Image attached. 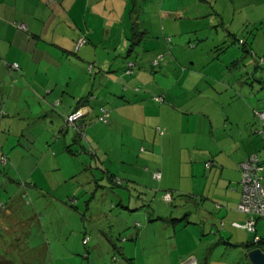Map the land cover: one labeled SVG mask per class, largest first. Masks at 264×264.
Masks as SVG:
<instances>
[{
    "label": "crops",
    "instance_id": "1",
    "mask_svg": "<svg viewBox=\"0 0 264 264\" xmlns=\"http://www.w3.org/2000/svg\"><path fill=\"white\" fill-rule=\"evenodd\" d=\"M130 1L0 0V154L7 157L0 168V254L14 264H48L47 232L54 233L58 222L55 231L64 225L68 231L64 244L57 236L54 249L67 251L57 264H222L225 252L246 256L252 247V235L232 222L246 219L236 209L238 164L252 153L264 163V136L254 130L264 89L250 85L259 67L236 42L245 39L255 52L256 34L233 27L223 10H217L219 27L205 18L207 11L199 18L195 8L192 18L185 8L171 6L159 7L162 20L149 33L138 14H129ZM186 5L194 9V2ZM81 34L88 40L76 51ZM150 34L152 44L134 54L130 43L141 45ZM207 42L213 43L205 50L208 59L196 53ZM145 56L147 67L140 64ZM128 61L137 66L130 75L123 72ZM12 63L18 67L11 69ZM101 106L108 111L106 122L98 118ZM77 109L86 139L73 127L60 129ZM53 140L56 152L49 149ZM52 158L60 168L55 181L45 172ZM157 168L159 180L152 177ZM31 188L43 194V218L23 208ZM163 189L176 191L171 205L183 202L182 215L160 201ZM48 206L56 208L49 212ZM31 223L38 242L23 237L13 245V234L24 236ZM179 228L193 242L186 253L179 252ZM114 230L120 243L113 241ZM256 232L264 249V219Z\"/></svg>",
    "mask_w": 264,
    "mask_h": 264
},
{
    "label": "rangeland",
    "instance_id": "2",
    "mask_svg": "<svg viewBox=\"0 0 264 264\" xmlns=\"http://www.w3.org/2000/svg\"><path fill=\"white\" fill-rule=\"evenodd\" d=\"M161 1L162 0H131L129 5H128L129 6L128 12H129V14L130 13L134 14V18L138 14V16H139L138 23H140V22L143 23L144 27L146 29H149V33H151V29H154V30L158 29L160 19L162 20V14L158 13L159 7L160 8L163 7L162 9H160L161 11H163L166 7L168 8L170 6L174 7V8L181 7V9L185 8L186 10H188V12H186L187 14L185 16L188 15V17H189L192 15V18L194 17L193 15H196L195 8H197V12H200L199 18H201L205 14V11H207V15H204L205 18H209V21H211L214 24H217V26H219V27H220V25H219L220 19H219V16L217 15V10L218 11L223 10L222 12H224V13H222V14L226 17L228 22L232 24L233 27H235V28L238 27L239 29H243V30L247 29L248 31H250L251 29L253 30V33L256 34L255 35L256 39H255V42L253 44V48L255 49V52L257 51L256 55H258V56L264 55V3H261L262 0H234L233 3H231V2L229 3V0H209L211 2L210 4H206L202 0H163L162 5L160 6ZM193 2H194V9L191 8L192 7L191 5H186V3H192L193 4ZM247 2H251V3L246 4ZM116 4H118V3H116ZM251 4H252V6L254 5V7H252ZM232 6H234V9H235L234 12L236 13V14H234L233 20L231 18L233 16L232 12H231ZM212 7L214 9H212ZM140 8H142V9H140ZM165 13H166V15H168L167 12H165ZM127 16H129V15L127 14ZM188 17H186L183 21H185V22L199 21V19H196V18L188 20ZM159 31L162 32L161 29H159ZM137 33H139V32H137ZM245 34L246 33H244V35ZM239 35H240V33H239ZM156 37H157V35H156ZM153 39H155V38H153L152 35L150 34V35H147L146 37H144V40L141 41V45L137 46L136 43L135 44L130 43L129 47H132V46L135 47L134 54H140L141 55V53L143 54L147 50L146 48L149 47L150 43L152 44L151 41H153ZM209 44L213 45L212 42H207L202 47L197 48L196 53H198L201 56H204L208 59V55L206 54L205 50H207ZM213 50H214V52L219 51V50H216V47H213ZM187 53H189V52H187ZM190 53H194V52L191 51ZM255 61H257V63H258V61H259L258 58H256ZM147 62H148V58L146 56L144 57V59L140 60V64L142 66H146ZM200 62H201V64L202 63L206 64V61L203 62L202 60H200ZM191 65H192V63H191ZM242 67H243V65L241 63L240 75L245 76L246 74H245L244 69H242ZM257 67H259V68H257V73L254 77L255 79H254V81H252L250 83V85H254L253 89H264V80H261V79L258 80L259 73H264V65H259V66L257 65ZM149 68L150 67H148V69ZM194 68H197L196 65L194 66ZM149 71L152 73L151 69H149ZM120 73H123V72L120 70ZM68 129H70V128L68 127ZM66 132H67V130L64 131L63 133H66ZM53 139H54V137H53ZM53 141H54V143H52V145L55 144V146H53V147L50 146L49 149L51 150V152L53 150H54V152H56L57 146L59 145V143L57 144V143H55V140H53ZM61 143H62V141H61ZM89 147H90V145H88V148ZM50 150H49V155L54 157L51 154ZM92 156L98 157V155H96V153ZM58 159L61 160V161H59L60 167L61 168L65 167V165L63 164L64 162H62V159L60 157H58ZM44 165L45 164L43 163V167H44ZM50 165H52V169L47 170L45 172L48 174L51 181H55V179L59 175L58 173L60 172L59 171L60 168L57 169L58 167L56 166V161L53 160V158L51 159ZM1 167L3 168V166L0 165V168ZM2 168H1V170H2ZM39 191L40 190H38V188H31L30 191H28V194L26 195V200H28L30 204L29 205H23V208L27 209V212H28V210H30L32 212L34 211L36 213V216H40V217L42 216V218H43V194L41 196L38 195ZM93 191H95L94 188L90 190L91 193ZM41 193H42V191H41ZM89 193H87V194L89 195ZM179 193L184 194L183 190H180ZM36 194L39 196L37 201H36V198H37ZM110 204H111V198L107 196L106 206L109 207ZM171 204L172 203H170V205H168V208H170V209L172 206ZM67 205L69 206V204H67ZM183 206H184L183 202L177 203V204H175V206H172V210H174L173 212L177 211L178 212L177 214L180 216V215H182V212H183V208H184ZM54 208H56V207L52 208V207L48 206L49 212L51 209L53 211ZM63 210L64 209H61V213H63ZM67 214H68V212H67ZM50 216H49V218H50ZM62 216L64 218L67 215L63 214ZM132 218H133V216H132ZM135 220H139V219H135ZM61 225H62V223L60 224V222H58V224H56L55 226L53 224V226H54L53 232L54 233H52V231H50V230H48V232H47V244L49 245V252L52 250L48 256V264H57L61 260V258L64 259L66 256L65 253L67 251H66L65 247H63V248L58 247V249H60L58 251L54 249L56 241L58 239L57 236L60 239V242H58V244H60V243L64 244V241L66 240V235H67V231H68V229L65 230L66 225H64L63 230L59 229V232L55 231L56 227H60ZM116 231L117 230H114L115 237H114L113 241L115 242V241L119 240V243H120L122 237H120V234H118L120 231H117V232ZM1 232H2V229L0 227V234H1ZM42 232H43V230H41V233ZM21 235L22 234H20V233H14L13 234V236L15 237V239L12 240L13 245H15V243H19L18 242L19 239L22 240L23 237H25V239H27L28 241H31V242H38V240H39V238L37 236V229H36L35 223H31L29 231L27 233H24V236H21ZM177 235L179 236L178 238L180 240H182V244H183V248L179 252L180 253H186L188 251L189 246L191 247L193 242L190 239V236L187 234L186 230L181 231V229L179 228V230H177ZM117 243H118V241H117ZM160 246L162 247V249L167 248L166 247L167 245H165V242L160 243ZM0 251H1V249H0ZM59 251H61L62 254L59 255V253H58ZM115 254L116 255H114V257H118L119 253L116 252ZM0 255H1L0 257L7 258L5 253H1ZM175 256H177V253H175ZM171 258H174V254L171 255ZM22 259H25V257L23 255H22ZM83 259L85 260V263H86V259L85 258H83ZM246 259H247L246 256H244L241 252L240 253H234L233 255L230 252H228V253L225 252V254L223 255L222 264H248V262L245 261ZM32 261L33 260H30V262H32ZM107 263L109 264L110 262L107 261Z\"/></svg>",
    "mask_w": 264,
    "mask_h": 264
},
{
    "label": "built area",
    "instance_id": "3",
    "mask_svg": "<svg viewBox=\"0 0 264 264\" xmlns=\"http://www.w3.org/2000/svg\"><path fill=\"white\" fill-rule=\"evenodd\" d=\"M23 26V25H20ZM86 42V37L84 35H80L75 40V50L79 49ZM242 42V40H240ZM259 62H264V56L258 57ZM157 61L154 59L153 64H156ZM127 69L125 73L132 72L131 66L133 62L128 61L126 63ZM18 66L16 63H12L10 65L11 69H16ZM138 89V87H136ZM154 99L157 101H162V96L157 95L154 96ZM4 114V111L0 108V115ZM82 112L77 109L74 112L70 113L65 117L64 123L61 126V129L65 130L68 127H73L75 131L82 137H85L84 134V126L79 122V118L81 117ZM255 115L259 120V124L254 129L258 134H264V110H256ZM108 116V111H103L101 116L99 117L100 120L106 122ZM92 154L95 151L90 148L89 149ZM0 163L2 166L6 165L7 157L5 154H0ZM210 165L209 162L205 163V166L208 167ZM239 169L241 172V194L239 201L236 205L237 211L244 213L247 215L246 220L244 223H239L237 221H233L232 224L236 227H241L246 229L247 231L253 233L252 241L257 243L261 240V236L256 232L255 224L256 219L261 217L264 218V181H262V170H264V165H262L261 161L258 158L256 153L250 154L246 159L241 161L239 164ZM161 176L160 170H155L153 172V177L159 179ZM115 182L117 184L121 183V180L116 179ZM164 201H171V194L170 192H166L163 194ZM90 239L89 235H85L82 239L83 244H87L88 240Z\"/></svg>",
    "mask_w": 264,
    "mask_h": 264
},
{
    "label": "trees",
    "instance_id": "4",
    "mask_svg": "<svg viewBox=\"0 0 264 264\" xmlns=\"http://www.w3.org/2000/svg\"><path fill=\"white\" fill-rule=\"evenodd\" d=\"M81 35H84V34H81ZM85 36V35H84ZM86 37V36H85ZM87 37H86V42H87ZM240 40H242V42H240ZM85 42V43H86ZM236 42H237V44H240V45H242L241 47L244 49V51H245V53L247 54H249V55H251V57H253V58H258V57H261V56H264V55H261V56H258V55H256V53L252 50V49H247V47H249L248 45H246L245 43H246V41H245V39H243V38H241V39H238V40H236ZM84 43V44H85ZM83 44V45H84ZM82 45V46H83ZM81 47V46H80ZM78 50V49H77ZM76 50V51H77ZM160 58H161V56L160 57H156L155 58V60L157 61V63L156 64H159V60H160ZM131 62V61H130ZM256 62V64L259 66V65H264V62H259L258 61V63H257V61H255ZM156 64H153V61H152V65H156ZM136 66H135V63L133 62V65L131 66V71L132 72H129V73H126L127 75H130V74H132L133 72H134V68H135ZM127 69V65L125 64V66H124V68H123V72H125V70ZM138 90V89H137ZM155 96H157V95H155ZM162 96V95H161ZM164 99H163V96H162V101H163ZM162 101H159V102H162ZM100 110H101V112L103 113V111H107L106 109H105V107L104 106H101L100 107ZM259 110H264V109H259ZM4 114H2V115H0V118L3 116ZM101 116V115H100ZM99 116V117H100ZM98 117V118H99ZM255 117H256V121H257V125L259 124V120L257 119V116L255 115ZM81 124H83V126H84V129H85V127H86V124H84V122H82V121H79ZM256 128V127H255ZM61 129V128H60ZM157 130V134L158 135H162L163 133H164V131L161 129H156ZM76 133H77V131H76ZM85 134V133H84ZM79 135V134H78ZM259 135H262V136H264V134H259ZM80 137H81V135H80ZM85 139H86V137H84ZM257 154V153H256ZM258 155V154H257ZM259 158V157H258ZM259 160H260V158H259ZM261 161V160H260ZM207 162H209L210 163V165L212 164V161H207ZM206 162V163H207ZM262 163V162H261ZM210 165L208 166V167H210ZM262 165H264V163H262ZM2 166V165H1ZM160 170V173H161V169L160 168H157V169H155V170ZM154 172V171H153ZM153 172H152V177H153ZM161 177V176H160ZM154 178V177H153ZM154 179H156V178H154ZM160 179V178H159ZM159 179H156V180H159ZM166 192H170V194H171V201H164V199H163V194L164 193H166ZM176 193V191H171V190H165V189H163V190H160V201H162V203H166V204H170V203H173V195ZM246 215V214H245ZM246 218H247V215H246ZM259 219H264V218H261V217H259V218H257L256 219V223H257V221L259 220ZM246 220V219H245ZM242 223H244V222H242ZM134 225L135 226H137V225H139V221H135L134 222ZM239 228H241V227H239ZM244 229V228H243ZM255 229H256V224H255ZM246 230V229H245ZM247 231V230H246ZM247 232H249V231H247ZM251 235H252V237H253V233H251V232H249ZM262 241V239L259 241V242H261ZM259 242H257V243H254L253 241H252V239H251V243H250V246H252V247H254V246H259L258 245V243ZM85 245V244H84ZM0 264H14L11 260H9L8 258H4V257H0Z\"/></svg>",
    "mask_w": 264,
    "mask_h": 264
},
{
    "label": "water",
    "instance_id": "5",
    "mask_svg": "<svg viewBox=\"0 0 264 264\" xmlns=\"http://www.w3.org/2000/svg\"><path fill=\"white\" fill-rule=\"evenodd\" d=\"M246 257L251 264H264V249L260 246L251 247L246 251Z\"/></svg>",
    "mask_w": 264,
    "mask_h": 264
}]
</instances>
